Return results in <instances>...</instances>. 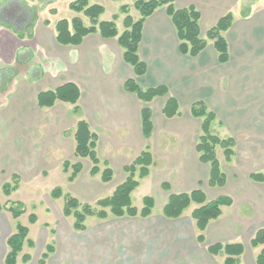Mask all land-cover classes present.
Wrapping results in <instances>:
<instances>
[{
    "label": "crops",
    "instance_id": "crops-1",
    "mask_svg": "<svg viewBox=\"0 0 264 264\" xmlns=\"http://www.w3.org/2000/svg\"><path fill=\"white\" fill-rule=\"evenodd\" d=\"M57 1L0 0V71H3L0 81L7 85L9 77L13 78L16 73V65L25 66L27 72L33 67L38 69L34 75H19L7 93L6 103L0 105V173L9 169L12 162L25 161L26 146H33L34 163L40 164L43 157L48 155V150L62 156L63 143L59 142L57 135L63 138L68 130H72L70 141L74 153L73 132L77 121L82 119L97 135L96 152L99 159L107 162L113 171V179L107 184L116 178H122L119 179L121 183L126 177L123 167L148 145L153 162L148 175L139 179V184L140 180L146 178L150 186L157 173L156 159L159 157L153 143L156 146L155 142L157 144L158 137L163 134L167 142L160 145L162 151L166 147L171 149L167 153L173 152L172 160L165 161L168 178L177 179V183L165 182L162 188L166 186L164 189L168 191L173 186L178 187L175 191H169L168 196L194 189H201L206 201L228 196L231 204L222 206L221 215L210 221L204 230V237L210 245L223 242L215 239V231L210 233L211 225L218 224L223 211L227 212V222L231 224L237 223L233 216L238 213L243 215L247 210L264 213V183L249 179L250 173L264 171V149H260L264 147V4L254 5L253 2L257 0H247L246 3L243 0L173 1L176 8L193 6L198 10L200 35L204 38L207 30L220 17L227 12L232 13L231 25L223 33L229 55L225 63L218 62L209 39L197 56L180 53L177 35L165 6L158 7L143 22L138 55L146 64V72L136 77L131 66L122 58L117 37L104 38L98 32H93L85 35L78 45L58 43L55 23L62 18L57 16ZM89 4L93 2L89 0ZM34 7L37 8L36 15ZM247 7L250 11L242 15ZM104 12L105 9L100 17ZM116 15H113V19ZM117 31L120 34L123 30ZM9 67L13 73L6 70ZM130 78L135 79L142 88L163 85L168 92L145 104L134 93L124 90L123 84ZM67 82L79 88L77 112H74L73 104L59 100L50 107L38 105L37 95L40 92L54 90ZM169 97L177 101L179 111V115L171 118L162 113ZM197 102H203L215 113L217 119L212 125L213 133L234 139V154L229 162L224 160L222 149L216 150L221 170L226 176V183L222 187L207 185L209 167L199 161L195 149L201 132V120L191 115L190 107ZM144 105L150 108L153 123V131L148 139H145L141 129V108ZM67 160L69 158L66 156L64 161ZM85 160L88 161L86 158L77 161L82 164L80 173L85 169L87 172L90 170L91 165L86 168L83 164ZM64 161L60 171L65 173ZM241 163L243 165L239 170L234 171L236 167L233 166ZM2 164H6V167L3 168ZM234 174H237V179L238 174L241 175L246 187L231 192L228 189L230 181L235 179ZM243 174L248 176V180ZM202 182L208 186V190L203 188ZM210 191L222 192L211 198ZM248 195L253 197L254 202H250ZM144 196H151L154 206L157 204L152 189L149 195ZM168 196L164 203H160L161 209ZM197 206L191 203L178 218H167L161 212H151L147 217L123 216L137 221L134 229L137 230L135 237L138 248L125 250L122 256L110 254L102 264H180L181 251L192 247L193 237L197 242L190 215ZM242 215L236 219L245 220L240 219ZM257 225V229L264 227V222ZM142 238L149 244L145 248L141 247ZM243 246L241 256L246 250V246ZM207 247L208 256L225 257L221 252L216 255L209 253ZM57 254L58 246L49 255L47 264H52ZM197 258L193 256L194 261Z\"/></svg>",
    "mask_w": 264,
    "mask_h": 264
},
{
    "label": "trees",
    "instance_id": "trees-1",
    "mask_svg": "<svg viewBox=\"0 0 264 264\" xmlns=\"http://www.w3.org/2000/svg\"><path fill=\"white\" fill-rule=\"evenodd\" d=\"M174 0H134L132 6L138 11L139 17L133 19L128 13V5L122 4L119 8L120 13L124 14L122 20L123 31L118 34L115 24V18L112 20L100 21L98 19L104 11L102 5L89 4L88 0H74L69 2L68 7L76 13H82L90 20V25H85L78 16L73 17L70 21L60 19L55 23L56 40L63 45H78L82 38L93 32H98L104 38L117 37V43L122 49L123 60L131 66L136 77L142 76L146 72V64L138 55V46L141 40V29L146 17L151 15L158 7L165 6L166 13L170 17L174 26L177 39L178 50L182 54L194 57L197 56L207 45V39L212 41V45L217 53L219 63H225L228 58V44L223 33L228 30L233 20L231 12H227L220 17L217 22L211 26L206 32V38L200 35L198 10L193 6L185 8H176L173 4ZM250 11L247 7L242 11V15H246ZM123 88L127 92L134 93L143 103H148L155 97L167 94V87L158 85L155 87L142 88L135 79H127L123 84ZM80 92L76 84L72 82L64 83L54 90H46L37 95V103L40 107H50L56 100L71 103L74 105V112L78 111L76 102ZM162 113L165 117L171 118L179 115L177 101L169 97L165 102ZM190 113L193 117L201 120V132L198 136L195 146L199 161L209 167L207 185L209 187H222L226 183L225 173L221 170L220 162L216 155V149H222L224 160L229 162L234 154V139L230 136L220 137L213 133L212 125L215 122L216 115L209 110L203 102H197L191 105ZM141 129L145 139L151 136L153 131V123L151 120V110L147 105L141 108ZM75 142L74 156L86 158L90 162L89 173L94 176L99 174L101 182L107 183L112 180L113 171L108 163L101 161L96 152L97 135L89 129L85 120H79L76 123L73 132ZM152 153L149 146L136 156L131 163L123 167L126 174L125 179L117 184L108 196L102 197L95 202V206L89 203H81L77 198L63 194L60 187L51 190L52 198L64 197L62 213L64 216H73V229L78 231L85 230L84 221L89 216H95L99 219H106L109 215L113 217L123 216H140L147 217L151 214L154 207V199L151 196L142 198V206L135 207L132 204L131 193L139 185V179L145 177L149 173V166L153 162ZM103 165V168L100 165ZM71 169L68 175V181H73L82 169L80 162L70 163L64 161L63 170L66 172ZM16 174L12 178L16 179ZM249 179L254 182L264 183V172L256 171L249 174ZM17 184L5 182L1 189L4 195H9L14 191ZM167 188L166 186H163ZM9 206H5L11 213L12 218H18L25 212L23 203L10 202ZM191 203L198 206L191 211V218L194 221L196 230V240L203 243L205 240L204 230L208 223L217 219L221 215V207L231 204L228 196L217 197L213 200L206 201L205 193L201 189H194L190 192L171 193L167 201L161 209L163 216L167 218H178ZM2 209V205H0ZM29 223L36 221L35 214L28 217ZM29 229L27 226L16 222L15 231L11 233L6 244L8 251L4 257V264H17V257L22 252L23 246L27 243L32 246L33 241L27 238ZM252 248L261 246V249L255 256V264H264V227L257 229L249 240ZM207 250L211 254L223 253L225 255L222 264H239L240 256L244 251V246L240 242L215 243L209 245ZM54 251L53 244H48L45 250L40 254L36 264H47L49 255ZM31 256L27 253L22 254V264L27 263Z\"/></svg>",
    "mask_w": 264,
    "mask_h": 264
},
{
    "label": "rangeland",
    "instance_id": "rangeland-1",
    "mask_svg": "<svg viewBox=\"0 0 264 264\" xmlns=\"http://www.w3.org/2000/svg\"><path fill=\"white\" fill-rule=\"evenodd\" d=\"M71 1L74 0H58L55 3L58 12L57 16L62 19H69L73 16H78L82 19L84 24L87 26L90 25V20L81 12L74 13L68 8L67 3ZM90 1H92L93 4L102 5L105 9L102 17L99 15L98 19L112 20L113 15L117 14L114 16V22L117 29L120 31L123 30L122 20L124 17V14L120 13L119 10L122 4L128 5V13L133 19L139 17L138 11L132 6L134 0ZM243 2L246 3L247 0H243ZM253 3L254 5H262L264 4V0H257ZM39 4L41 5L40 2ZM36 9L37 8L34 7L33 11L35 15ZM16 66V73H14L13 76L11 75L13 78L9 77V83L7 82V85H5L2 80L0 81V105L6 103L7 93L12 88L14 84L13 81L17 79L19 75L25 73L26 75H34L38 70L37 67H33L27 72L26 69L28 68L25 66ZM10 68L11 67L8 69L6 68V70L9 73H13L12 68ZM1 72L3 71H0V75ZM65 133L66 134H63V138L57 135L59 142L62 141L63 143L62 156H57L52 150H48V155L43 157L40 164L38 162L34 163V154L32 152L33 146H26L27 154L25 161L12 162L10 163L11 167L9 169L1 171L0 173V205H2V209H0V264H4V257L8 251L6 239L15 231L16 222L28 227L29 232L27 238L33 241L32 246L27 243L24 245L23 251L17 258V264H22L21 255L24 253L31 256V260L27 264H36L40 254L45 250V247L48 244H53L54 248L58 246V254L53 258L52 264H102L106 262L104 260L111 256L110 254L116 253L117 255L122 256L123 254L121 255V253H123V251H130L131 249L136 250L138 248L135 237L137 230L134 229L137 227L135 224L137 221L134 219L128 217L116 218L111 215L106 219L89 216L84 221L86 226L85 230L78 231L73 229V216H64L62 213L64 197L52 198L50 196V192L53 188L60 187L63 194H69L77 198L81 203H89L95 206L94 204L96 200L110 195L115 185L120 183L119 179H122L116 178V180H113L110 184L106 183L105 185L101 182L98 176L99 174L91 176L85 169V171L79 173L73 181H68L67 176L70 174L71 169L69 168L65 173L61 172L62 162L66 156L69 158L67 161L71 164L77 162L79 158L74 156L73 147L71 146L70 138L72 130H68ZM165 138L166 137L162 134L158 137L159 142L157 144L155 142L156 146H154L153 143V147H155L159 156L156 159L157 173L155 178H153V183L150 182L149 186L148 180L144 178L143 180H140L139 186L131 194L132 204L135 207L140 208L142 205V197L144 195H149L150 189H152L155 199L157 200V204H155L152 209L153 213H160V203H164L169 191L172 192L173 190L175 191L178 189L177 186H173V188L171 187L168 191L164 189L165 187L162 188V184L165 182H171V184L175 182L177 183V179L168 178L169 171L165 161L167 162V159L172 160L173 152L170 154L167 153L171 149L166 147H164L162 151V146L160 145H162L163 142H167ZM260 149H264V147H261ZM216 150H220V148H217ZM82 162L86 168L90 165L89 160ZM2 165L3 168L6 167V164ZM172 165L175 166L174 164ZM240 165H243V163L233 166L234 168L236 167L234 171H238ZM244 166L246 167V165ZM100 167L103 168V165L101 164ZM17 170H19V172ZM15 173H17L16 175L18 177L13 179L12 175ZM175 173L176 171L174 174ZM123 175H121V177ZM243 176L245 180H248L246 174H243ZM234 178V180L230 181L229 191L234 192V190L238 188L246 187L240 174H238V179L237 174H234ZM5 182L17 184V188L14 191H11L9 195H4L1 189ZM202 183L203 188L208 190V186L204 182ZM220 192L222 191H210L209 194L210 197L213 198ZM248 199L250 202H254L252 196L248 195ZM10 202L23 203L25 212L18 218H12L11 213L6 209V207L11 204ZM30 214H35L36 216V222L33 224L28 221ZM240 215L242 214L238 213L237 215H234L235 217L233 216V218L237 223L231 224L227 222V212L223 211L218 224L211 225L210 233L211 231H215L217 233L215 239H221L223 242H243L246 246V250L244 254L240 256V264H255V256L261 249V246L252 248L248 245V241L255 230L259 227L257 223L264 222L262 219L264 218L262 217L264 216V213L259 212V210L255 212L247 210L243 213V217H240V219L245 218V220H237L236 217ZM244 216H247L248 218ZM197 233L198 231L195 228V237ZM203 234L206 236L205 231ZM141 240V247L145 248L149 245L145 238H142ZM193 241L195 244L193 243L192 247L188 246L181 251L179 255L180 264H222L224 258L223 255H207L206 247L210 245L207 239L200 244L194 240V237ZM193 256H198L196 261L193 260Z\"/></svg>",
    "mask_w": 264,
    "mask_h": 264
}]
</instances>
